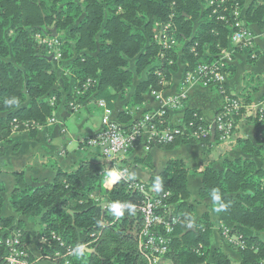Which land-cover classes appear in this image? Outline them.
<instances>
[{"label":"trees","instance_id":"1","mask_svg":"<svg viewBox=\"0 0 264 264\" xmlns=\"http://www.w3.org/2000/svg\"><path fill=\"white\" fill-rule=\"evenodd\" d=\"M226 1L229 5L239 2L246 8L244 21L248 27L256 24L263 29L264 0ZM169 22L180 46L165 51L155 36L159 31L157 24ZM35 31L58 36L63 43L60 61L49 58L34 38ZM229 34V26L212 15L208 0H0V139L8 140L14 117L21 122H45L52 117L56 106L51 104V99L55 97L57 103L62 100L63 91L58 87L62 78L64 91H69L71 83L82 86L93 80L81 98L94 93L96 99H104L108 107H113L119 95L123 96L132 84L134 73L130 61L135 59L136 72L145 71L146 79L136 88L131 105H141L151 90L168 88L180 63L188 70L214 60L222 49L230 46ZM195 46L197 55L191 51ZM62 65L72 69L71 77L64 76ZM229 70L232 75V67ZM157 71L165 75L166 85ZM262 87L264 74L247 73L239 92H232L228 85L226 89L228 94L249 104ZM67 96L70 101L74 99L72 93ZM195 112L202 115L198 109H186L184 123L195 121ZM245 112L242 109L239 122L245 120ZM246 121L259 127L263 124L259 117H249ZM237 141L242 151L240 156L227 155L221 169L210 165L202 172L200 196L219 202L223 213L234 223L235 231L243 228L254 232L255 235H245V249L236 248L241 254L240 264H262L264 127L254 140L237 138ZM180 142L199 141L179 137L160 146L170 147ZM196 173L183 160L172 159L163 173L146 181L158 194L170 192L165 200L167 215L182 219L175 227L166 257L171 264H236L222 249L212 247L213 225L209 214L197 220L189 203L188 178ZM14 174L17 186L10 198L11 205L17 215L42 221L41 235L47 237L40 244L44 256L65 251L52 238L55 232L65 246L75 249L68 257L69 264H146L137 248L142 226L140 212L127 207L120 210L117 218L115 211L103 207L108 202L126 206L141 202L143 193L129 188L131 181L141 180L122 179L107 190L105 174L99 173L88 160H83L73 172L59 170L56 181L43 187L27 185L23 172ZM3 192L0 181V254L5 251L1 241L3 231L17 227L23 229V243L32 255V239L24 230V222L2 215ZM193 225L195 229H190ZM93 233L98 238L89 248L95 251L81 250L80 246L90 242ZM44 260V264H65V260L58 263ZM0 264L5 263L0 260Z\"/></svg>","mask_w":264,"mask_h":264},{"label":"crops","instance_id":"2","mask_svg":"<svg viewBox=\"0 0 264 264\" xmlns=\"http://www.w3.org/2000/svg\"><path fill=\"white\" fill-rule=\"evenodd\" d=\"M250 28L255 35L254 50L257 56L256 58L250 57V59L247 58L246 54L235 56L231 66L233 73L230 75L228 83L231 91L235 93L240 91L243 85V78L247 73L264 74V31L256 24L250 25ZM130 69L134 73L132 84L129 85L123 96L119 95L113 107H108V103L104 99H96L93 93L87 98H81L80 107L74 110L70 107V98L65 92L62 94L60 103L55 101L53 104L51 102V104L56 106L53 115L55 118L54 123L46 124L43 129H25L18 133L10 134L8 140L3 142L2 146L4 149L1 150L0 148V181L4 186L3 196L5 198L2 215L15 217L24 222V230L32 239L30 244L32 257H41L40 237L44 225L40 219L31 221L24 216L17 215L14 211L10 202L11 195L17 186V177L14 173L23 172L25 182L31 187H43L56 181L59 170L73 172L80 167L83 160H88L93 163L99 173L105 174L104 187L107 190H111L121 180L119 169L116 168L110 171L112 169L110 163L103 155L101 149L87 146L83 143V140L102 127V119L106 107L111 109L113 118L126 126L139 120L145 112L156 110L161 105L151 95V91L145 94L144 103L131 105L136 88L146 79V72L144 71L141 74L136 72L135 59L130 61ZM186 71V65L180 63L179 68L172 73L168 88L163 91L164 96L179 93ZM71 76L72 73H70L69 77ZM58 87L61 90L63 89L61 82ZM185 104L186 108H179L168 114L171 124H179L184 117L186 109H198L201 111L205 121L211 124L213 131L214 126L216 127V116L223 104V97L217 90L197 85L189 87ZM125 120L128 122L124 123L123 121ZM259 129V126L246 120L240 121L234 133V142L228 148H223L218 144L217 127L215 128V136L211 137V141L180 142L170 147L153 146L149 151L145 149V142L141 141L127 153L120 167L127 170V175L130 179L148 181L150 176L163 173L170 160H183L189 168L197 172L196 174H190L188 178V189L191 194L189 203L194 207L197 220L201 219L204 214H209L213 225V233L211 234L212 247L222 249L237 264H240L241 254L236 247L223 241L217 228L221 221L233 226L234 223L223 213L219 202L200 196V189L203 186L202 172L210 165L221 169L223 167V159L227 155L240 156L242 151L238 145L237 138L254 139ZM191 227L195 229L194 225ZM242 229L240 230L243 232L247 230ZM245 233L249 235L248 231H245ZM85 249L89 250L90 248ZM90 250L94 249L91 248ZM58 252L60 251H56L53 256ZM69 256L63 258L57 256L55 257L57 259L53 260L57 261L56 263L59 260H65V264H69ZM44 263L45 260L41 259L35 264Z\"/></svg>","mask_w":264,"mask_h":264},{"label":"built area","instance_id":"3","mask_svg":"<svg viewBox=\"0 0 264 264\" xmlns=\"http://www.w3.org/2000/svg\"><path fill=\"white\" fill-rule=\"evenodd\" d=\"M208 5L212 8V15H215L219 21L225 22L229 26L230 46L222 49L214 60L205 63H199L192 69H188L185 78L182 80V87L179 93L164 96L162 91L151 90V95L161 103L156 110L145 112L139 120L132 124L124 126L120 121L113 118L112 111L106 107L105 114L102 119V127L93 135L83 140V143L90 147H98L103 155L108 159L110 167L119 169L121 180H129L127 170L121 168L123 159L127 153L135 148L141 141L145 142V149L149 151L153 146L167 145L173 143L177 138L182 137L188 140H197L199 142L209 140L212 137L211 124L205 121L203 115L194 113L195 121L192 120L188 124L183 119L179 124H171L168 114L179 108H186L185 101L188 98V89L194 85L207 89H214L223 97L221 110L218 112L215 125L218 132V144L223 148H228L234 142V133L239 124L238 117L244 109L248 114L254 117L264 119V101L244 104L240 99L227 93L226 86L230 79V68L234 58L239 51L248 49L252 51L251 57L256 58L257 53L255 47V35L250 27L244 21L246 8L242 7L239 2L229 5L226 0H208ZM159 27L158 34L155 36L162 48L172 50L180 46L174 35L171 33L172 22L166 25L157 24ZM264 31V27H263ZM240 49V50H239ZM195 55L196 46L191 49ZM57 57V56H56ZM172 63V61H170ZM163 79L162 83L166 85L165 75L161 71L156 72ZM92 80H88L77 88L76 94L81 96L89 90ZM187 87V88H186ZM56 98L53 97L51 102L54 104ZM102 103L105 102L102 100ZM70 107L77 110L80 104L76 100L69 102ZM105 105V104H104ZM55 122L52 116L45 122L28 120L21 122L14 117L11 121V134L18 133L22 130L43 129L46 124ZM3 141L0 139V148ZM129 188L132 191L143 193L144 198L141 202L132 205H120L108 202L106 206L116 212L117 218L119 212L127 207L138 210L142 218V226L137 238V248L140 257L146 264H171L166 255L171 249L174 237V231L177 224L182 219L180 216L167 215L168 204L165 201L170 192L158 194L155 187H149L146 181H131ZM223 241L236 248L245 249L247 242L245 240V232L234 230V226L221 221L217 226ZM1 241L5 251L0 254V260L5 264H35L41 259H57L67 257L75 252V249L65 246L61 237L52 232V238L60 242L65 247V251L56 253L55 256L31 257L23 243V229L7 228L3 231ZM98 234L93 233L91 240L87 244L80 246L83 250L89 245L97 241ZM41 242L47 240L46 235L42 234ZM59 257V258H60ZM264 264V259L262 260Z\"/></svg>","mask_w":264,"mask_h":264},{"label":"rangeland","instance_id":"4","mask_svg":"<svg viewBox=\"0 0 264 264\" xmlns=\"http://www.w3.org/2000/svg\"><path fill=\"white\" fill-rule=\"evenodd\" d=\"M157 31H158V29H157ZM33 35H34V38L36 39V41L38 42V44L43 48V49H45V51H46V53H47V55L52 59V58H54L55 60H57V61H60V59H61V56H62V53H61V48H62V41L58 38V36L57 35H55V36H53L52 34L50 35V34H44V33H42V32H40V31H35V32H33ZM242 53H240V52H238L237 54H236V56H238L239 54H246L247 55V58H249L250 59V57H251V54H252V51L251 50H248V49H244V51H241ZM57 56V57H56ZM64 65H67L66 64V62H65V64ZM61 71L63 72V74H64V76L66 77H68V76H70V73H72V69H65L64 67H63V65L61 66ZM93 81V80H92ZM60 82L62 83V87H63V89H62V91H63V93H65L66 92V95H68V94H70V93H72L73 95H74V99L73 100H76V102L77 103H79V104H81V96H83V95H81V96H78L77 94H76V90H77V88H81L82 86H78V85H73V83H71V87H70V89H69V91H64L65 90V88H64V85H65V82H64V79L62 78L61 80H60ZM86 83V82H85ZM94 82H92V84H93ZM92 86V85H91ZM91 86L89 87V88H91ZM263 88L264 87H262L261 88V90L260 91H258L255 95H254V102L255 103H257V105H259V103H261V102H263L264 101V90H263ZM241 90V89H240ZM89 90H87L86 91V93L88 92ZM72 101V100H71ZM246 114H245V120L246 119H248L249 117H253L254 118V116H251L250 114H248L247 112H245ZM259 121L260 122H262L263 124H262V126H260V128H262V127H264V119L263 120H260L259 119ZM255 139V138H254ZM254 139H252V140H254ZM98 195H96V197H97ZM240 229H242V228H240ZM243 230V229H242ZM245 231H248V233H249V235H255L254 234V232L253 231H250V230H245ZM244 231V232H245ZM259 236H261V235H259ZM92 249H94V248H92ZM94 251H95V249H94ZM236 262V261H235ZM236 264H237V262H236Z\"/></svg>","mask_w":264,"mask_h":264},{"label":"water","instance_id":"5","mask_svg":"<svg viewBox=\"0 0 264 264\" xmlns=\"http://www.w3.org/2000/svg\"><path fill=\"white\" fill-rule=\"evenodd\" d=\"M50 58V57H49ZM51 59V58H50ZM215 126H214V128H213V131H212V136L214 135L215 136ZM107 205V203H103V206H106ZM192 229H194V227H191ZM90 251H92V252H94V250H90Z\"/></svg>","mask_w":264,"mask_h":264},{"label":"clouds","instance_id":"6","mask_svg":"<svg viewBox=\"0 0 264 264\" xmlns=\"http://www.w3.org/2000/svg\"><path fill=\"white\" fill-rule=\"evenodd\" d=\"M218 198V197H217Z\"/></svg>","mask_w":264,"mask_h":264}]
</instances>
